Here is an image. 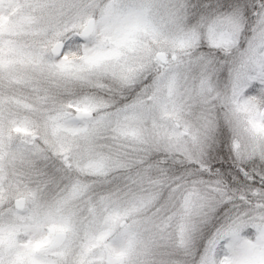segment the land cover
Wrapping results in <instances>:
<instances>
[{
	"label": "rangeland",
	"instance_id": "374dc122",
	"mask_svg": "<svg viewBox=\"0 0 264 264\" xmlns=\"http://www.w3.org/2000/svg\"><path fill=\"white\" fill-rule=\"evenodd\" d=\"M214 7L0 0V264H222L229 245L264 264V212L220 216L218 182L189 175L222 131L238 157L264 160L248 123L264 125V9L233 57L244 10ZM55 231L65 241L39 253Z\"/></svg>",
	"mask_w": 264,
	"mask_h": 264
},
{
	"label": "trees",
	"instance_id": "16d2710c",
	"mask_svg": "<svg viewBox=\"0 0 264 264\" xmlns=\"http://www.w3.org/2000/svg\"><path fill=\"white\" fill-rule=\"evenodd\" d=\"M227 3L233 4L241 11L244 10V19L247 18V23L250 26L249 30H251L256 23L261 10L260 5L264 3V0H197L199 6L205 5L208 10L213 6H215L214 9H220L222 4ZM244 28H242V32ZM245 39V36L240 38V40ZM232 49L228 50V53H232ZM209 51L210 54H217L222 57L218 54L221 52L218 49ZM195 52L207 53L200 46L197 47ZM220 133V138L223 139L213 147L212 153H208L209 156L205 162L191 164L194 166L193 169L203 170V175H201L203 178H210L218 182L217 184H219L225 199L224 204L219 208L218 215H227L230 216L228 219H231L233 214L230 211L233 210H261L264 212V160L256 157L245 161L238 157L227 142L224 132ZM182 163L187 166L190 162ZM242 165L247 166L246 172H244ZM241 172L244 176L253 179L242 182L237 179Z\"/></svg>",
	"mask_w": 264,
	"mask_h": 264
},
{
	"label": "water",
	"instance_id": "95a60500",
	"mask_svg": "<svg viewBox=\"0 0 264 264\" xmlns=\"http://www.w3.org/2000/svg\"><path fill=\"white\" fill-rule=\"evenodd\" d=\"M94 24L95 20L93 17H89L85 24L82 26V28L79 31V34L81 37H87L89 36L94 29ZM63 48V41L62 40H57L55 41L52 46L49 48L50 53L52 55H58ZM156 57H160L161 60H163L164 55L161 53H156ZM91 113L89 111H82V110H77L75 111V117L76 118H90ZM24 198L23 197H18L14 199V207L18 210H21L24 208ZM122 224V223H121ZM66 239V233L64 231H56L53 235V238L51 239L50 243L48 245L41 247L38 249L39 253H44L48 250L54 249L58 246H60L64 240ZM106 263L108 264H122L123 259L121 257H106Z\"/></svg>",
	"mask_w": 264,
	"mask_h": 264
},
{
	"label": "snow or ice",
	"instance_id": "6c2138e0",
	"mask_svg": "<svg viewBox=\"0 0 264 264\" xmlns=\"http://www.w3.org/2000/svg\"><path fill=\"white\" fill-rule=\"evenodd\" d=\"M260 8L264 9V3H262L260 5ZM236 43L238 44V41ZM246 47H247V45H246ZM261 116L264 117V114H261ZM248 123L251 125V131L252 132H256V131L264 132V125L256 124L254 122V119L251 117V115L249 116ZM242 168L244 169V172L247 171V166L242 165ZM202 171L203 170L201 169L200 173H202ZM238 172H239V169H238ZM200 173H189V175L196 176V175H199ZM237 179H240L243 182V181L251 180L253 178L248 177V176H244L243 172H241L240 175L237 177ZM161 197H163V191H161L160 193L157 194V199H159ZM213 210H215V206H213ZM228 250L230 253H232L233 258L226 259V260L222 261V264H243L242 260H237L234 258L235 256L242 254V252H243L242 248L237 250V249L233 248L231 245H229Z\"/></svg>",
	"mask_w": 264,
	"mask_h": 264
},
{
	"label": "clouds",
	"instance_id": "9594fccd",
	"mask_svg": "<svg viewBox=\"0 0 264 264\" xmlns=\"http://www.w3.org/2000/svg\"><path fill=\"white\" fill-rule=\"evenodd\" d=\"M249 27L250 26L248 25L247 18H246L245 28H244V31L241 33V36L246 37L247 43L244 40H240L239 38H237L238 44L236 43L235 47L232 49L231 56L235 57L241 52H243L246 48V45L248 46V44H250L254 40V35H249ZM189 167H194V166L189 165ZM200 175H203V173H200ZM209 195H212V193H209ZM162 199H165V198L162 197ZM161 206L164 207V205H161ZM165 211L171 212L173 215L179 213L180 211L179 193H177V200L174 204V207H165ZM213 226H218V225H213Z\"/></svg>",
	"mask_w": 264,
	"mask_h": 264
}]
</instances>
